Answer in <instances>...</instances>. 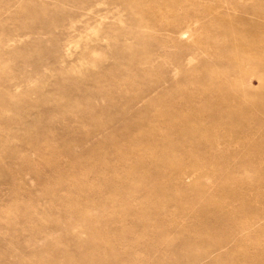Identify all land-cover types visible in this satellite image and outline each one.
<instances>
[{"label": "rangeland", "instance_id": "obj_1", "mask_svg": "<svg viewBox=\"0 0 264 264\" xmlns=\"http://www.w3.org/2000/svg\"><path fill=\"white\" fill-rule=\"evenodd\" d=\"M0 264H264V0H0Z\"/></svg>", "mask_w": 264, "mask_h": 264}, {"label": "bare ground", "instance_id": "obj_2", "mask_svg": "<svg viewBox=\"0 0 264 264\" xmlns=\"http://www.w3.org/2000/svg\"><path fill=\"white\" fill-rule=\"evenodd\" d=\"M247 57V56H246ZM221 104V103H220ZM186 121V120H185ZM236 175V174H235ZM152 209V208H151ZM145 224V223H144ZM125 231V230H124ZM110 254V253H109Z\"/></svg>", "mask_w": 264, "mask_h": 264}]
</instances>
